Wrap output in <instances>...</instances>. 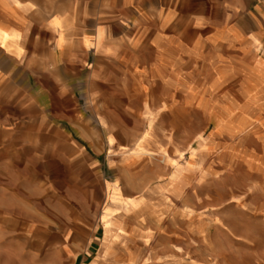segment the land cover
I'll return each instance as SVG.
<instances>
[{
	"label": "crops",
	"instance_id": "crops-1",
	"mask_svg": "<svg viewBox=\"0 0 264 264\" xmlns=\"http://www.w3.org/2000/svg\"><path fill=\"white\" fill-rule=\"evenodd\" d=\"M232 79H239L233 93L224 90ZM160 92L182 93L183 99ZM192 93L206 117L214 97V109L229 125L264 121V0H0V214L9 220L15 213L43 230L47 214H59L49 208L58 204L48 205L49 190L63 183L48 176L68 164L48 144L59 134L72 146L71 164L85 156L64 134L63 121L83 127L95 152L99 137L86 121L104 125L110 148L114 121L141 122L130 151L151 156L158 144L155 121H191ZM159 154L166 163V151ZM172 157L173 166L147 177L168 203L193 176L178 155ZM32 166L39 180L20 186L35 197L16 199V169ZM132 183L128 178L125 187ZM113 184L105 180L110 201L100 218L103 232L99 238L94 232L85 257L58 249L31 254L28 264H198L191 255L207 254L201 232L191 229V214L139 213L133 208L140 202L134 206Z\"/></svg>",
	"mask_w": 264,
	"mask_h": 264
},
{
	"label": "rangeland",
	"instance_id": "rangeland-1",
	"mask_svg": "<svg viewBox=\"0 0 264 264\" xmlns=\"http://www.w3.org/2000/svg\"><path fill=\"white\" fill-rule=\"evenodd\" d=\"M238 82L239 79L230 80L224 90L233 93ZM158 95L172 97L179 103L183 99L182 93L160 92ZM198 99V95L191 94V121H155L158 144H155V151H149L151 156L145 153L132 155L130 151L143 131L141 122L114 121L118 127L110 148L105 141L104 125L99 121H86V127L95 128L99 137L96 151L100 152H95L96 148L81 131L83 127L72 128L63 121L60 126L64 134L73 139L74 146L84 150L85 156L79 158L77 165L71 164L73 158L69 153L72 146L59 134L56 135L57 142L48 144L49 152L61 151L60 160L68 164L48 176L50 181H55L54 177L58 176L60 180L56 181L63 183V189L49 190L52 195H49L48 205L51 201L58 203L49 205V208H55L59 214H47L45 230L39 223L24 221L15 213L9 220L0 214V264H28L27 258L31 254L58 249L65 251L67 248L68 256L80 254L85 257L88 245L94 240V232L98 238L103 232L100 218L110 201L104 189L105 180L117 185L134 206L140 202L133 208L139 213L191 214V229L193 233L201 232L207 251L206 255L202 254V260L198 257L201 253L192 254L193 262L264 264V121H238L236 125H229L226 116L214 109L217 98L207 101L209 106L212 105L207 117L200 110ZM170 134L173 135L172 141ZM122 149L128 151L122 153ZM160 149L166 151V163L161 160ZM219 152L224 155L217 159ZM174 155H178V164L191 167L193 176L191 186L181 190L176 201L168 203L155 194V180L147 177L152 176L156 168L164 170V166L172 165ZM48 159L52 164L53 159ZM92 160L96 167L89 171ZM50 166L54 168L55 164ZM16 170L12 186L14 197H35L28 195L26 191L29 190H22L20 185L29 187L39 180V174L33 166L17 167ZM201 171L206 176L199 177ZM128 178L133 182L132 187H125ZM76 181L79 182L77 186ZM60 193L62 200L59 199ZM34 205L41 207L39 200ZM134 212L129 210L127 213ZM221 218L222 221L216 222Z\"/></svg>",
	"mask_w": 264,
	"mask_h": 264
},
{
	"label": "bare ground",
	"instance_id": "bare-ground-1",
	"mask_svg": "<svg viewBox=\"0 0 264 264\" xmlns=\"http://www.w3.org/2000/svg\"><path fill=\"white\" fill-rule=\"evenodd\" d=\"M161 160H162V161L164 160V157H163V156H161Z\"/></svg>",
	"mask_w": 264,
	"mask_h": 264
}]
</instances>
